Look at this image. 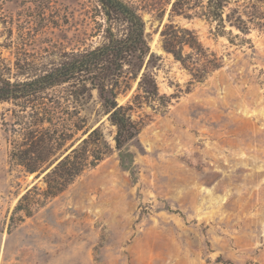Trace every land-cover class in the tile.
<instances>
[{"label": "rangeland", "instance_id": "obj_1", "mask_svg": "<svg viewBox=\"0 0 264 264\" xmlns=\"http://www.w3.org/2000/svg\"><path fill=\"white\" fill-rule=\"evenodd\" d=\"M126 1L158 57L148 68L159 92L172 98L163 111L137 110L145 124L122 160L113 150L12 227L18 198L41 183L10 159L2 120L11 122L13 104L0 103V264H264V26L251 24L246 34L227 26L232 34L216 35L194 14L172 15L173 0ZM89 6L0 0V61L10 78L21 65L49 64L77 47L75 28ZM170 20L193 29L220 59L204 80L162 49L160 31ZM84 110L113 146L115 129L95 90Z\"/></svg>", "mask_w": 264, "mask_h": 264}, {"label": "trees", "instance_id": "obj_2", "mask_svg": "<svg viewBox=\"0 0 264 264\" xmlns=\"http://www.w3.org/2000/svg\"><path fill=\"white\" fill-rule=\"evenodd\" d=\"M89 1L87 20L82 27L75 26L77 47L63 49L49 64L19 66L13 80L0 61V103L13 104L11 122L2 120L10 129L9 157L27 173L41 176V185L33 183L18 198L9 227L31 216L113 150L122 160L125 146L145 124L146 115L137 110L144 104L155 112L163 111L172 98L159 92L155 74L148 68L158 57L150 50L137 8L126 0ZM170 13L186 18L194 14L213 26L216 35L232 34L227 26L243 34L251 24L264 26V0H173ZM63 17L64 23L70 22L67 13ZM160 37L162 49L193 80L202 81L221 66L193 29L170 20ZM133 82L136 87L131 98L118 103L116 96ZM94 90L106 120L115 129L113 146L100 125H89L84 112Z\"/></svg>", "mask_w": 264, "mask_h": 264}, {"label": "water", "instance_id": "obj_3", "mask_svg": "<svg viewBox=\"0 0 264 264\" xmlns=\"http://www.w3.org/2000/svg\"><path fill=\"white\" fill-rule=\"evenodd\" d=\"M39 177H41V176L40 175L36 176V178H39Z\"/></svg>", "mask_w": 264, "mask_h": 264}]
</instances>
